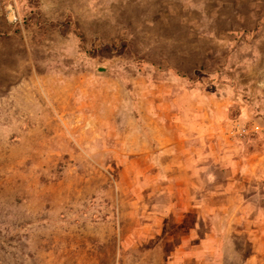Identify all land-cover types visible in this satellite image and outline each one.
I'll return each instance as SVG.
<instances>
[{
    "label": "rangeland",
    "instance_id": "obj_1",
    "mask_svg": "<svg viewBox=\"0 0 264 264\" xmlns=\"http://www.w3.org/2000/svg\"><path fill=\"white\" fill-rule=\"evenodd\" d=\"M0 0V264H264V0Z\"/></svg>",
    "mask_w": 264,
    "mask_h": 264
},
{
    "label": "built area",
    "instance_id": "obj_2",
    "mask_svg": "<svg viewBox=\"0 0 264 264\" xmlns=\"http://www.w3.org/2000/svg\"><path fill=\"white\" fill-rule=\"evenodd\" d=\"M4 3V7L8 13L9 18L12 21H19L20 15L18 13V8L15 0H2Z\"/></svg>",
    "mask_w": 264,
    "mask_h": 264
}]
</instances>
